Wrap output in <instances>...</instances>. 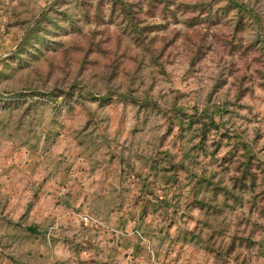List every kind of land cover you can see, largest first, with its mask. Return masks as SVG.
Listing matches in <instances>:
<instances>
[{
    "label": "rangeland",
    "instance_id": "1",
    "mask_svg": "<svg viewBox=\"0 0 264 264\" xmlns=\"http://www.w3.org/2000/svg\"><path fill=\"white\" fill-rule=\"evenodd\" d=\"M235 1L0 0V264H264V0Z\"/></svg>",
    "mask_w": 264,
    "mask_h": 264
},
{
    "label": "trees",
    "instance_id": "2",
    "mask_svg": "<svg viewBox=\"0 0 264 264\" xmlns=\"http://www.w3.org/2000/svg\"><path fill=\"white\" fill-rule=\"evenodd\" d=\"M233 5H235L237 8L239 9H243L245 10V6L244 5H241V4H238L235 0H229Z\"/></svg>",
    "mask_w": 264,
    "mask_h": 264
},
{
    "label": "crops",
    "instance_id": "3",
    "mask_svg": "<svg viewBox=\"0 0 264 264\" xmlns=\"http://www.w3.org/2000/svg\"><path fill=\"white\" fill-rule=\"evenodd\" d=\"M20 242V241H19ZM37 241H35V242H32V243H36ZM30 257H33V256H30ZM30 257H28V259H30ZM53 259H55L54 257H53Z\"/></svg>",
    "mask_w": 264,
    "mask_h": 264
},
{
    "label": "built area",
    "instance_id": "4",
    "mask_svg": "<svg viewBox=\"0 0 264 264\" xmlns=\"http://www.w3.org/2000/svg\"><path fill=\"white\" fill-rule=\"evenodd\" d=\"M84 220H85V221H87V220H88V218H87V217H85V218H84Z\"/></svg>",
    "mask_w": 264,
    "mask_h": 264
}]
</instances>
